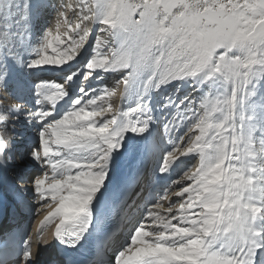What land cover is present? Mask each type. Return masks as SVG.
<instances>
[{
  "label": "snow or ice",
  "instance_id": "obj_1",
  "mask_svg": "<svg viewBox=\"0 0 264 264\" xmlns=\"http://www.w3.org/2000/svg\"><path fill=\"white\" fill-rule=\"evenodd\" d=\"M97 6L100 9L98 23L107 25L119 48L109 49L96 40L83 80L94 72L130 68L131 72L116 82L123 83L125 93L136 75L147 69L150 75L145 87L158 88L178 79L191 78L200 83L216 78L225 89L244 88L246 101L249 86L257 78H264V0H141L140 3L100 0ZM136 15L138 19L133 18ZM71 61L69 58L68 62ZM36 64L48 65L40 60ZM62 65L65 64L59 66ZM7 75L8 69L0 67V85L4 86ZM71 79L72 74H69L68 80ZM59 87L63 92L61 98L49 96L47 100L38 101L41 105L51 104V109L41 107L28 114L29 119H37L43 125L38 133L39 147L34 148L30 156L46 169L33 179L31 187L37 200L50 209L41 231L43 223L60 218L51 240L42 244L58 239L76 248L92 227L91 205L98 190L108 181L111 154L121 148L125 133H143L152 117L147 105L138 103L127 111L97 120L105 111L97 103L102 99L100 89L85 91L82 87L83 95L73 101L72 109L59 119L49 120L56 103L67 95L66 87ZM221 103L230 110L232 96H226L223 101L218 96L205 97L200 103L202 115L189 102L182 115L193 119L192 125L200 134L194 140L189 139L188 148L180 156L198 151L200 163L195 171L188 170L179 178L194 184L187 187L176 181L181 191H166L149 206L130 242L115 254L112 264H264V231L255 226L256 221L264 217V206H245L239 200H226L231 192L225 193L218 186L222 143L229 139L222 132L227 118L215 121L210 113L214 115ZM107 111L111 112L110 106ZM8 119L14 117L0 114V157L11 141L5 127ZM79 153L89 155L78 157ZM178 158L175 152L168 153L162 162V171H167ZM185 194L187 199L179 204L181 215L177 217L172 211L175 202L170 197ZM162 200H169L166 211L176 224L161 215ZM225 203L231 206L225 207ZM127 211L122 201L113 202L110 212L101 211L96 218L97 228L117 215L125 218ZM190 211L195 214L189 215ZM149 225L158 226L145 230ZM29 242L31 236L25 243ZM103 251L99 249L85 264H102ZM35 253L31 244L24 253V260L34 261ZM61 264L78 262L69 257Z\"/></svg>",
  "mask_w": 264,
  "mask_h": 264
},
{
  "label": "bare ground",
  "instance_id": "obj_2",
  "mask_svg": "<svg viewBox=\"0 0 264 264\" xmlns=\"http://www.w3.org/2000/svg\"><path fill=\"white\" fill-rule=\"evenodd\" d=\"M56 3H57V0H56V2H54L52 0H46L43 3V7L41 6L39 8L40 12H41V16L39 18L32 19L33 20L32 22L35 26L33 25L34 27H32L31 22H30L31 25L25 24L27 28H26V32L24 34L18 33V30H14L13 28H10L7 33H10L11 39H9L10 38L9 37L8 40L9 41L12 40V43H15V44L17 43V40L18 41L20 40V43L24 46V48L25 47L27 48V50L22 49L25 51L24 56H25L26 60H29V59L35 60V62L32 65H36L35 67L37 68V71H38L37 73L40 74L39 76H44V75L50 76L52 74L53 75L52 77L55 79H63L59 83L64 84L65 87L69 86L70 90L68 87V88H66V91L69 90L71 92L73 89L71 85L74 84V81L77 80V78H78L76 73L80 72L81 67L83 70L82 74L84 72H86L87 69H86V67L78 66L77 72H75V70H76L75 69L70 73H69L68 69L71 67H74L75 65H81V56L83 55L85 50H83L84 52L82 51L78 55H77L78 52L71 54L70 51H66V53H62L63 51L60 52L57 50V45L54 44L55 42H53V39H56V36H55V33L52 32L53 28H55V27H53V23L55 22V20L53 22H51V20H50V18L52 16L51 14L54 13V16L56 14L57 16H55V17L58 18L59 20H62V18L63 17L66 18V15H68V13H69V15L67 17V21L63 23L64 28L61 27V28L65 29L67 27L66 25L68 24V19H70L71 15H74L75 12H74V9L69 8L67 10V14H66V10H64V14H66V15L63 16L62 15L63 11L59 12V9L61 8V5H62L61 2H59L57 5L59 7H55ZM47 8H49V10H47ZM56 10H58V12ZM99 11H100L99 8L97 10L96 8L93 7V9L90 11V13H88L89 14V20L87 22V26H88L89 31L84 30L83 33H86V35H85V37L83 36L84 38H83V40H81L82 42H85L87 40L86 42L89 43V41L93 37V35L96 34L97 28H99L98 35H100L102 32H104V29H106V28H107V30H109L107 25H105L103 23H98L97 16L99 14ZM38 26H40L41 29H39ZM49 28H52V30L51 29L49 30ZM79 29L82 30L83 28L79 27V25L76 24L75 31H78ZM61 31H63V30H61ZM30 37L32 39H34L35 42H33V43L34 44L36 43L33 46L35 48H33L31 45L29 46L27 43V39ZM70 39H72V38H70ZM41 40H43L42 43H41ZM63 41H68V40L63 39ZM38 42L41 43V46H39L40 50H39L38 45H37V44H39ZM98 42L104 43L105 45L108 46V48L112 44L110 42L107 44V42L102 40L100 38V36L98 37ZM87 43H86V45H87ZM64 44H65V42H64ZM114 45H116V43ZM58 47H61V46H58ZM113 47L115 48V46H113ZM113 47H111V48H113ZM61 49H64V48H61ZM78 49H80V48H78ZM17 50L20 51V53H21L20 55H22V53L24 52V51L22 52V50L20 48H18ZM51 53H55V55H51ZM15 54H16V56L18 55L17 53H15ZM62 54H64V56H62ZM69 58L72 59L71 62H68ZM37 60L46 61L48 63V65H44V64L37 65L36 64ZM16 61H17V59H16ZM4 63L5 62H3L0 59L1 67L7 66ZM61 64H65V65L59 66ZM21 67H22V65H20V62H18V64H16L14 66V68L10 67L11 69H8L6 67L8 69V75L4 78V86L0 85V106L2 104H4L1 101H5L7 98H9V95H10L9 93L13 94V90H11V87L14 84L11 81V78H9L10 73H12L13 71L16 72L15 70H17V69L20 70ZM75 68H76V66H75ZM55 70H56V72L58 71V73L53 74V72ZM22 72H24V71H22ZM130 72H131V69L130 70L126 69L125 73L120 74L119 71H114L111 73L114 74L113 77H117V79L121 80V78L123 76L128 75ZM23 74L24 73H22V75ZM69 74H72L71 80H68ZM149 75H150V72L147 69H144L141 72H139L136 75V77L130 82L128 90L125 93H124L123 83L117 84L116 90L112 91V93H114V95H112V98H109V99H114L113 109L111 110V112H108L107 110H105V111L101 112L99 116L96 117L97 120H99L103 116H108L110 118L113 114H116L119 111L124 112V111H127L128 109L136 107L138 103L141 105L146 104L148 110L150 111L151 117H152V119L148 123V127L146 128V130L143 133L137 134V133H133L131 131H128L127 133H125V135L123 137L121 148L118 150H114L113 153L111 154V163H110V172L108 173V181L105 185L102 186V188L100 190H98V192L94 198V202L91 205V206L99 205L101 203V201L104 199L105 202L108 203V205H109L105 212L111 211V206H112L113 202L116 201V198L118 196V191L121 190L125 186V183L129 184V182L132 180L131 178L138 177L140 171L143 169L145 164H147V161L149 160V158L159 155V153H161V151L165 152L164 158L170 152H175L179 158L171 163V165L169 166L167 171H162V168H161L164 158L162 160H160L159 163H156L157 165L155 168L150 170V176H152L151 180L156 182L153 185V187L155 189L158 190V188H157L158 183L157 182H160L162 180L166 181V179H167L168 183L170 184V187L167 188L168 187L167 186L166 187L167 190H165V192H163L162 195H158L156 200L154 199L153 202L149 203V204H151V206L154 205L159 200V198L162 197L166 193V191H169L171 193L181 191V188L177 187L176 181H178L180 184H182L184 186H187L186 184H188L189 181L186 179H180L179 177L181 175H183L184 172H186L188 170L195 171L196 168L199 167L200 161H199V152L198 151L193 152V153H187L186 155L180 156V153L188 148L189 139L191 138L192 140H194V138H195L194 131H195L196 127L194 125L190 124V123H192V122H190L191 119L184 118L183 116L180 118V121L177 119L179 122H181V125L179 124L176 126L175 121H174L177 118V113L180 110H186L185 108L188 107L187 101L191 100V98L193 97V94L197 93L198 90H195V87H193L189 92V97L182 96V92L180 90L179 91L177 90L178 92H176L175 90L173 91L174 84H177V83L180 84V80H183V79L170 81L164 85L159 86L158 88H156V87H145V82L147 81ZM98 76L101 78L98 79L97 78ZM110 76L107 73H102V72L95 73L94 72L88 79H84L82 81V87H86L85 91L88 90L87 88H92V89H96V90L100 89V93L102 94V92H103V96H101V97L107 98L109 96L106 95L108 93H107V89L105 90L104 87L111 85L110 83L112 81H110V79L112 77L110 78ZM52 79L48 81L47 84H49V85H46L47 89H45V91L47 90V92H50V91L53 92V93H50V96L53 98H61L63 96L62 91L60 90L59 85H57V83L52 81ZM212 79L215 81V83L217 85L221 84V82L219 80H217L216 78H212ZM209 83H210V81H209ZM51 85H54V86H51ZM168 88H170L169 89L170 91H167ZM192 91H194V92H192ZM72 93H74V91ZM82 93L83 92L80 90L78 94H82ZM218 93H222V92L219 90ZM97 94H99V93H97ZM243 95H244V88L238 86L235 89H231V96L233 99L232 106H234V107H232V110H234V112L230 116L234 117V121L237 119L238 102H239V100L244 99V98H241ZM235 97H236V100H235ZM237 97H238V99H237ZM223 99L224 98H222L221 101H223ZM248 99H249V97H248ZM164 100L167 101L166 104H163ZM181 101H183V103H181ZM98 103H99V100H98ZM221 104L223 107L227 108L226 104H224V103H221ZM1 108H3V107H1ZM3 109L5 112H2V109H0V114H4V113L8 114V113L14 112L10 106L5 107ZM221 110H223V108ZM189 114L190 113H187V117H190ZM245 115L250 116V114H245ZM17 117L20 118L19 116H17ZM10 121H12V120H10ZM8 123L9 122H6L7 125H8ZM33 125H34V123L28 125L29 129L31 127L33 128ZM140 126H142V125H140ZM190 127H191V131L189 132L188 128H190ZM227 128H228V122L226 123V126L223 127V129H227ZM8 129L16 130V131H14L15 133L21 132V131H18L17 129H15L13 126L11 127V125H10V128H8ZM175 136H177V137H175ZM160 143H163V144L161 145ZM176 145H177V147H176ZM11 146H10V149H11ZM162 146L165 147L164 150L163 149L161 150ZM242 149H244V148L241 146L240 141H239L238 152L235 153L233 155V158L228 162V163H230L231 167L233 166L232 169H234V170L228 174V177H226L227 178L226 180L218 179V186L225 193H228L229 191L231 192V196L226 197V200H239L241 202V204L245 205V206L249 205V204H251V206H258V205L264 206V203L261 202L262 196H260L262 193H261V191H259V187L261 186V183H263V181L260 182L254 176V174H253L254 170L249 166L250 165V159H248V158H250V157L247 158L246 156H244L245 154H243ZM11 150H13V153L8 152L7 148H6L4 156L0 157V177L3 176L4 180L7 183H10V184L15 183L16 187L20 190L22 195L25 196V202H28L27 199H28V195L30 194V191L28 190V185H27L28 182H22V181L27 180V179L29 180L30 178L27 174H24L20 170V168H21L20 160L23 159V158H21V156L24 154L22 157H26L27 155H26L24 147H22V146L15 147L14 149H11ZM17 150H18V152L20 151V153H19L18 157L16 158L15 155L17 153L16 152ZM206 151H210V149H206ZM7 154H8V156H7ZM87 155H88V153L77 154L78 157H86ZM55 158L58 159L60 157H55ZM29 160H30V158H29ZM27 163L28 162L26 161V164ZM48 170H49V176H51V170L50 169H48ZM223 170H224V164H223V160H222L221 169H220V172L218 173V176L223 172ZM14 172H16L19 176H21V180L19 182L17 181V176H15ZM229 179H230L231 183H229ZM21 182L23 184V187H21ZM3 190L5 193L9 191L7 189H3ZM148 192H150V191H148ZM36 199H38V198H36ZM46 199L49 203H51L50 197H48ZM186 199H187V194H185L184 197H170V200H173L175 202L176 206L173 207L172 211L174 214H176L177 217H179V215H181V213L178 210V206L180 203H183L184 200H186ZM38 202H42V201L38 200ZM142 202H143V199L138 198L133 203V208L129 212H127V215L122 222V227L119 231L121 233L124 232V236H123L124 238L122 237V240H121V236L120 237L118 236L116 240L111 241L109 246L114 247L113 250H115L116 247L120 246V244H123L125 247L130 242L131 235L133 234L135 228L138 226L139 222L144 218V214L146 212V211H144L143 213H141L142 212V209H141V206H142L141 203ZM162 203L164 205V208L160 210L161 215L165 216V218L168 219L170 221V223L176 224L177 221L175 219H172L171 216L166 211L168 204H169V200H162ZM222 203H224V202L222 201ZM41 204H44V203L42 202ZM54 206L55 205L53 204V207ZM228 206H231V205H229L228 203H225V207H228ZM193 208L195 209L196 205H193ZM49 210L50 209L45 207L44 205L42 208L40 207V209L37 210L38 213H37L36 226L42 227V222H44V217L47 215ZM144 210H146V208H144ZM188 214L193 215L195 213L190 211ZM112 219L115 220V217ZM129 220H130V222H129ZM59 221H60L59 217L52 218L48 222L43 223V228L47 223H49V225H55ZM152 226H158V225H149V228L145 229V230H149L150 227H152ZM255 226H256L257 230H260V231L264 230V222L261 221V217L256 221ZM38 229H39L40 233L37 235V238L41 242H39V246H37L35 244V247H36L35 260L34 261H27L25 263L22 262L20 264H39V263H41L42 258L44 259L46 256L50 255V253H49L50 251L48 249V243L42 244L45 242L44 238L46 235L43 231H41V228H38ZM97 229L98 228H97V224H96V220H95L94 225L92 227V232H96ZM116 243L118 244V246L116 245ZM188 259H192V258L189 257Z\"/></svg>",
  "mask_w": 264,
  "mask_h": 264
},
{
  "label": "rangeland",
  "instance_id": "obj_3",
  "mask_svg": "<svg viewBox=\"0 0 264 264\" xmlns=\"http://www.w3.org/2000/svg\"><path fill=\"white\" fill-rule=\"evenodd\" d=\"M52 1L56 2V0H52ZM43 2H44V0H24V1L23 0H0V59L3 62H5L4 64L7 65L6 67L8 69L14 68V66L16 64H18V62H20V65H22L20 70L17 69V70H15L16 72L13 71L12 73H10V76H9V78H11V81L14 84L11 87V90H13V94L9 93L10 94L9 98H7V99L5 98L7 101L6 100L1 101L4 103L1 105L3 108L8 107V106H10L12 109L13 108H21L19 111L13 109L14 112H11L8 114L4 113V115H6L8 117H14V119H8L7 120V122H9L8 125L5 124L6 130L9 131L11 134V141H10V145L7 147V151L10 153H13V150L9 149V147L11 145H12V147L15 148V147H19V146L24 147V145L28 144L26 148L24 147L27 156L22 157L24 154L21 156V158H25V159L20 160V165H21L20 170L24 174H27L30 178L29 180L27 179V180H24L22 182H28L27 185H28V190L30 191V194L28 195V199H27L28 202H26V203L28 204L29 208L35 207V210L40 209V207L42 208L44 204H41L42 202H38V200L36 199L37 195L34 193L33 188L31 187V184H32L33 179L40 176L43 172L46 171V169L44 167L40 166V164L37 163L35 160H33L30 157V153L32 152V150L34 148L39 147L38 133L41 131L43 125L37 119H34V118L29 119L28 114L30 112L37 111L41 107H43L45 110H49L52 108L51 104L49 105V103H45V104L41 105L38 103V101L41 99L47 100L48 97L50 96V93H53L51 91L50 92H47V90L45 91V89H47L46 85H49L47 83L49 80H51L53 78L52 77L53 75L51 74L50 76H46V75L39 76L40 74L37 73L38 71H37V68L35 67L36 65H32L35 62V60L34 59L26 60V58L24 56L25 51L22 49L27 50V48L26 47L24 48V46L20 43V40L19 41L17 40L16 44L12 43V40H10L11 41L10 42L8 40V38L10 37L9 39H11V36H10V33H7V32L10 28H13L14 30H18V33L24 34L26 32V28H27L26 25L27 24H29V25L32 24V27H34L35 25L33 24L32 19L39 18L41 16V15L38 16V14L40 12L39 8H40V6H42ZM59 2H61V4H62L61 8L59 9V12L63 11V13H62L63 16H65L67 14V10L69 8L74 9V12H75L74 15L75 16L71 15V17H70L71 20L68 19V24L66 25L67 27L65 29H63L64 28L63 23L67 21V17L69 15V13H68V15H66V18L61 17L62 20H59L58 18H56L55 17V16H57L56 14H55V16H54V13L51 14L52 16H51L50 20H51V22H53L55 20V22L53 23V27H55V28H53V30H52V28H49V30L51 29L52 32L55 33L56 39H53V42H55L54 44L57 45V50L60 52L63 51L62 53H66V51H70L71 54L78 52L77 55L79 53H81L83 50H85V52L83 51L84 53L81 56V65H75L76 68H75V66L69 68L68 69L69 73L75 69H76L75 72H77L78 66H83V67L86 66V64L89 62L90 58L94 54L93 53L94 44H95L96 40L98 41L99 36L102 40L107 42V44L109 42L112 43L111 46L109 47V49H111V47H113V46H115V48H117V49L119 48V46H118L119 44L117 43L116 38L112 35L111 30L110 29L107 30V28L104 29V32H102L100 35H98L99 28H97L96 34L93 35V37L90 39L89 43L86 42L87 40L85 42L81 41V40H83V38L86 35V33H83L84 30L85 31L88 30V26H87V22L89 20V14L88 13H90V11L93 9V7L98 10L97 5L100 3V0H57L55 7H59V6H57ZM127 2H129V3H140L141 0H127ZM64 10H66V14H64ZM56 11L58 12V10H56ZM40 14H41V12H40ZM133 18L138 19L139 17H138V15H136ZM30 22H31V24H30ZM76 24L79 25V27H82L83 29L82 30L79 29L78 31H75ZM61 27H63V28H61ZM38 28L41 29L40 26H38ZM61 30H63V31H61ZM70 38H72V39H70ZM63 39L64 40L67 39L68 41H63ZM42 41L43 40H41V43H42ZM33 42H35V41L31 37L27 39V43L29 46L31 45L33 47L36 44V43L34 44ZM64 42H65V44L66 43L67 44L65 45ZM38 43L39 44H37V45H38V48L40 50L39 46H41V43L40 42H38ZM86 43H87V45H86ZM115 43H116V45H114ZM58 46H61V47H58ZM18 48H20L22 50V52L24 51L22 53V55H20L21 54L20 51L17 50ZM33 48H35V47H33ZM61 48H64V49H61ZM78 48H80V49H78ZM15 53H17L18 55L16 56ZM62 56H64V54H62ZM16 59H17V61H16ZM90 63H91V61H90ZM30 65L32 67H30ZM0 67H1V64H0ZM80 69H81L80 72L76 73L78 76L77 80H75L74 84L71 85L73 88L72 91L70 92L69 91L70 87L66 86V88L69 87V90H67L66 98L62 99L63 102L60 100L61 102L58 101V103H56L53 114H52V116L49 117V120L61 118L64 114H66L69 111V109L71 110V108L73 107V101L75 99H77L78 97H81L83 95V93L78 94L82 88L83 75L85 73L84 72L82 74V71H83L82 67ZM127 70H130V68ZM22 71H24V72H22ZM118 71L121 74V73H125L126 69L118 70ZM22 73H24V74L22 75ZM55 73H58V71L56 72V70H55L53 72V74H55ZM107 74L109 76L111 75L110 78L112 77L110 79V81H112L110 83L111 85L104 87L105 90L107 89L108 94H106V95H108L109 97L99 99V103H98V100H97V103L101 104L105 110H107V108H109V106L112 110L113 106H114V103H113L114 99H109V98H112V95H114V93H112V91L116 90V86H117L116 82L119 81L120 79H117V77H113L114 74H112L111 72H108ZM62 80L63 79H55V78L52 79V81H54L57 84ZM209 81H210V83H209ZM40 85H43L44 88L41 89L39 87ZM61 85H64V84H61ZM216 85L217 84L215 83V81L213 79H209V80H205L203 82L197 83L196 81H194L191 78H186V79L180 80V84H178V83L174 84L173 91L175 90L176 92H178L180 90L182 92V96L189 97L190 90L193 87H195V90H198V91H197V93L193 94V97L191 98V100L187 101V106H188L189 102H192L193 108L196 111L200 112L202 115L203 112H202V109L200 108V103L202 102V100L205 97H209V96L217 97L218 96L220 99H222L228 95H231V89H225L224 85L222 83L218 84L217 86ZM51 86H54V85H51ZM83 88H84V90L86 89V87H83ZM87 89L90 90L92 88H87ZM169 89L170 88H168L167 91H170ZM219 90L222 93H218ZM73 91H74V93H72ZM194 91H192V92H194ZM249 91H250L248 94L249 99H247L245 101V96L243 95L241 98H244V99L239 100L240 103L238 102L237 119L235 121H234L233 116L232 117L229 116V111H231V115L233 114L234 110H232V107H234V106H231V109L229 110L228 106H226L227 108H225L222 106V104H220L219 107L216 109V112L214 115L212 113H210V115H212V118L215 121H225L227 118L226 123L228 122V128H227L228 130L222 129V132L224 133V135L229 137V139L224 140L222 143L224 170L221 173L222 175L220 174L218 176V174H217V176L220 180H226L227 179L226 177H228V174L234 170V169H232L233 166L231 167L230 163H228V162L233 158V155L238 152L239 141H240L241 146L244 148V149H242L243 154H245L244 156H246L247 158L250 157V158H248V159H250V165L249 166L254 170V171L252 170L254 176L260 182L263 181V183H261V186L259 187V191H261V193H262L260 195V196H262L261 197L262 198L261 202H262V201H264V78H257L254 81V83L249 86ZM41 93H46V94L42 95V97H41L40 96ZM62 94H63V92H62ZM100 96H103V92H102V94L100 93ZM235 100H236V97H235ZM166 103H167V101L164 100L163 104H166ZM3 108L0 107V109H2V112H5ZM222 108H223V110H221ZM185 109H187V108H185ZM183 113H185V110H180L177 113V118L174 120L176 126L179 124L181 125V122H179V121H180V118L182 116L184 118H186L185 115H182ZM245 114H250V116L245 115ZM17 116H19L20 118H18ZM189 116H190V114H189ZM10 120H12V121H10ZM190 122L193 123V119H191ZM32 123H34L33 128L31 127L29 129L28 125H30ZM192 123H190V124L192 125ZM10 125H11V127L13 126L15 129H17L18 131H21V132L15 133L14 131H16V130L8 129V128H10ZM22 126H24V127H22ZM199 134H200L199 130L196 128L194 131V135L196 136ZM175 137H177V136H175ZM207 138L208 137H205V139H207ZM28 140H30V141H28ZM213 143H215V142H213ZM16 152L17 153H16L15 157L17 158L20 151L18 152V150H17ZM164 153H165L164 151H161V153H159V155L150 157L149 160L147 161V164H145L143 169L140 171L139 176L135 177V178L130 177L132 179L129 182V184L132 187L131 195H134V198L132 199V204H130V207H129L130 209L128 208L127 212H129L133 208V203L138 198L139 199L143 198L142 197L143 195L140 197L139 196L135 197L136 193L139 189V185L141 182H144V184H145L146 181L151 179L152 176H150V170L155 168L157 165L156 163H159L160 160H162L164 158ZM65 155H66V153H65ZM7 156H8V154H7ZM29 158H30V160H29ZM26 161L28 162L27 164H26ZM48 173H49V170H48ZM193 184H194V182L189 181V183L186 185H187V187H192ZM143 188H144V186H143ZM156 198L153 196V201H154V199L156 200ZM37 213H38V211H37ZM32 216H33V214H32ZM36 216H37V214L34 215V217H36ZM261 221L264 222V217H261ZM129 222H130V220H129ZM122 237H121V240H122Z\"/></svg>",
  "mask_w": 264,
  "mask_h": 264
}]
</instances>
